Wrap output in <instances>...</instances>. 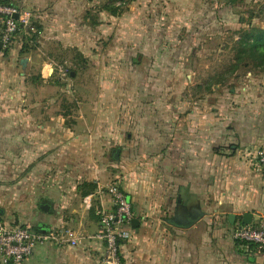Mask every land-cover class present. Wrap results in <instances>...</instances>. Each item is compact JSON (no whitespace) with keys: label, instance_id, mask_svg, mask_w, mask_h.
<instances>
[{"label":"crops","instance_id":"0c3cea01","mask_svg":"<svg viewBox=\"0 0 264 264\" xmlns=\"http://www.w3.org/2000/svg\"><path fill=\"white\" fill-rule=\"evenodd\" d=\"M5 2L31 13L37 49L46 58L37 76L18 72L14 78V62L26 65L19 56L22 46L10 48L8 63L0 47V108L23 104V114L18 113L27 117L26 124L0 125V163L13 166L0 173V181L7 182L0 183V220L37 233L72 229L78 237L75 246H36L26 264H99L104 246L96 239V212L111 208L105 189L113 183L128 199L131 222L136 220L119 246L124 264H264V249L244 248L230 238L231 230L243 225L244 214L251 215V225L264 220V175L254 165V151L241 152L247 145L264 146V112H250V127L241 135V113L248 112H216V121L215 112H188L185 120L171 112L166 124L159 120L161 112H140L146 120L134 131L139 138L133 136L118 148L119 158L110 160L112 139L120 131L106 124L108 112H92L89 120L83 112L68 124L62 113L49 112L53 99L35 89L41 82L42 90L50 92L46 75H51L53 62L45 45L66 51L71 39L72 47L84 52L88 48L75 38L115 31L113 26L85 23L86 11L97 0ZM118 19L107 14L108 22ZM31 65L28 59L27 68ZM261 102L264 95L256 98L258 110ZM151 114L155 124L149 121ZM86 196L92 197L89 210L82 203ZM44 205L46 210L41 209ZM191 210L194 216L186 224L172 222Z\"/></svg>","mask_w":264,"mask_h":264},{"label":"rangeland","instance_id":"374dc122","mask_svg":"<svg viewBox=\"0 0 264 264\" xmlns=\"http://www.w3.org/2000/svg\"><path fill=\"white\" fill-rule=\"evenodd\" d=\"M0 4L8 5L5 0ZM109 11L119 19L108 22L107 14L113 16ZM86 15L85 23L113 26L115 31L105 29L98 36L75 38L76 43L80 40L88 48L84 52L72 47L71 39L66 51L54 44L45 45L43 49L53 62L51 75H46L50 92L42 90L41 82L35 89L41 97L53 99L49 112L62 113L68 124L75 123L77 114L83 112L87 120L92 112H108L106 124L117 125L120 131L112 139L115 145L110 147V160L115 155L112 150L123 148L133 136L139 138L134 131L139 132L140 121L146 120L139 117L140 112H161L159 120L164 124L170 121L171 112H179L180 120H185L188 112H248L241 113L240 135L250 127V112H264V102L259 110L256 107L257 96L264 95L263 67L250 64L243 68L240 64L230 72L234 45L242 32L264 28V0H97ZM33 42L19 35L10 46L3 47L6 63L15 44L29 49L19 56L27 59L26 65L28 59L32 65L22 68L14 62V78L18 72L24 77L39 73L46 56L38 52V40ZM8 106L0 108V125L27 123V117L18 113L23 114V107ZM125 112H132L131 117ZM216 114L214 121L220 118ZM149 121L155 124L154 114ZM247 146L241 152L264 150L263 145ZM12 169L0 163V173ZM263 171L259 170L261 175Z\"/></svg>","mask_w":264,"mask_h":264},{"label":"built area","instance_id":"2783aa9c","mask_svg":"<svg viewBox=\"0 0 264 264\" xmlns=\"http://www.w3.org/2000/svg\"><path fill=\"white\" fill-rule=\"evenodd\" d=\"M14 16H17L15 18ZM0 42L3 47L10 46L19 35L29 37L35 33L33 19L30 13L20 12L16 7L0 4ZM254 165L258 170H264V150L253 154ZM111 205L110 209L99 208L96 215L99 231L96 239L103 244V253L99 264H124L119 255V246L129 238L131 210L127 198L115 183L105 189ZM83 207H92V197L83 198ZM230 238L244 248L250 246L264 249V220L254 225L234 227ZM45 243L68 244L75 246L78 237L74 230H52L37 233L31 229L0 220V264H26L34 248Z\"/></svg>","mask_w":264,"mask_h":264},{"label":"trees","instance_id":"16d2710c","mask_svg":"<svg viewBox=\"0 0 264 264\" xmlns=\"http://www.w3.org/2000/svg\"><path fill=\"white\" fill-rule=\"evenodd\" d=\"M109 10L111 9L109 8ZM109 13L113 16L118 15L114 14V11H109ZM36 39L37 38L35 34H32L29 37H25V40H27V42H36ZM25 49L26 45H23L21 53H24ZM234 49V62L233 64H231L230 72L239 69L238 66L240 64H243V68H248L250 64L252 66H254V64H257L256 66L263 67L264 71V28L251 27L248 30L243 31L240 40L235 43Z\"/></svg>","mask_w":264,"mask_h":264},{"label":"water","instance_id":"95a60500","mask_svg":"<svg viewBox=\"0 0 264 264\" xmlns=\"http://www.w3.org/2000/svg\"><path fill=\"white\" fill-rule=\"evenodd\" d=\"M15 18H17V16H14ZM1 42H0V47H1ZM26 63V59H23L22 60V64H25ZM71 76H73V73H71ZM118 152L119 150H116L115 152V155H114V158L117 159L118 158ZM128 201V199H127ZM41 209L42 210H46V206H41ZM194 213H195V210H191V212H187L185 217L184 216H179V215H176L175 218L173 219V223H180V224H186L193 216H194ZM228 222L233 225L234 224V216L233 215H230L228 217ZM132 225L134 226V224L136 223V220H132ZM242 224L243 225H250L251 224V215L250 214H244L243 215V220H242ZM33 231H37L35 229H32Z\"/></svg>","mask_w":264,"mask_h":264}]
</instances>
